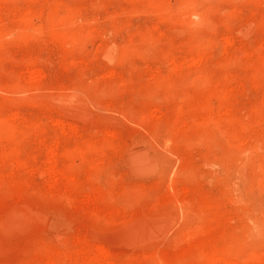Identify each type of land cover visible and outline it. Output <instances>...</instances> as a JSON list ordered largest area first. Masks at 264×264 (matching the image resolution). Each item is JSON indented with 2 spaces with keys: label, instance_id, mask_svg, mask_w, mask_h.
Instances as JSON below:
<instances>
[{
  "label": "rangeland",
  "instance_id": "obj_1",
  "mask_svg": "<svg viewBox=\"0 0 264 264\" xmlns=\"http://www.w3.org/2000/svg\"><path fill=\"white\" fill-rule=\"evenodd\" d=\"M0 264H264V0H0Z\"/></svg>",
  "mask_w": 264,
  "mask_h": 264
},
{
  "label": "bare ground",
  "instance_id": "obj_2",
  "mask_svg": "<svg viewBox=\"0 0 264 264\" xmlns=\"http://www.w3.org/2000/svg\"><path fill=\"white\" fill-rule=\"evenodd\" d=\"M195 17V16H194ZM71 98V97H70ZM67 102V101H66ZM73 104V103H72ZM77 108V107H76ZM68 109H70V108H68ZM75 110V109H74ZM50 159V158H49Z\"/></svg>",
  "mask_w": 264,
  "mask_h": 264
}]
</instances>
